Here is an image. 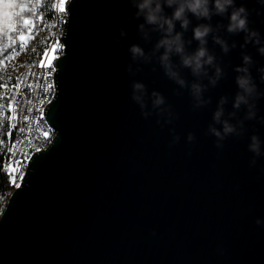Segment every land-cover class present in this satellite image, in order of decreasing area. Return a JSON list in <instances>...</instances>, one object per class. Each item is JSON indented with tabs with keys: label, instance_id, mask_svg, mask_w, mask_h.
I'll use <instances>...</instances> for the list:
<instances>
[{
	"label": "water",
	"instance_id": "obj_1",
	"mask_svg": "<svg viewBox=\"0 0 264 264\" xmlns=\"http://www.w3.org/2000/svg\"><path fill=\"white\" fill-rule=\"evenodd\" d=\"M238 2L264 33V14L256 15L264 9L256 0ZM67 11L57 92L45 111L56 136L31 158L1 214L0 264H264V226L256 224L264 218V156L250 167L248 151L252 134L264 138V123L245 120L244 133L228 137L223 149L208 132L222 96L226 118L236 111L234 69L242 53L256 60L258 83L264 56L252 44L241 47L243 33L220 31L236 44L227 55L209 37L226 75L197 108L190 90L165 74L155 52L161 34L143 38L129 0H69ZM212 23L228 21L215 16ZM133 44L144 47L150 62L132 60ZM197 46L193 41L189 51ZM173 61L178 65L179 57ZM180 71L191 84L190 70ZM133 81L147 86L148 119L131 99ZM153 91L166 99L163 113L152 108ZM189 132L196 135L192 143ZM175 135L180 141L172 145Z\"/></svg>",
	"mask_w": 264,
	"mask_h": 264
},
{
	"label": "clouds",
	"instance_id": "obj_2",
	"mask_svg": "<svg viewBox=\"0 0 264 264\" xmlns=\"http://www.w3.org/2000/svg\"><path fill=\"white\" fill-rule=\"evenodd\" d=\"M112 2L113 0H107L109 4ZM129 3L135 9L133 18L142 20L138 29L145 40L151 38L152 32L161 34L155 44V52L160 53V64L169 79L180 87L190 90L197 108L210 102L204 99L205 91L209 86L216 87L226 75L224 66L218 62L217 56L208 47L209 37L227 55L232 48L236 47V44H229L228 40L220 35V31L223 29L230 35L243 33L244 44L241 47L246 48L252 44L256 47L259 55L264 56V33L252 26V12L244 2H238V0H129ZM256 3L264 9V0H256ZM4 7L7 5L5 4ZM169 9L171 12L168 11ZM262 14L264 13L260 9L256 10V15ZM215 16L226 18L227 25L225 26L223 23L214 25L212 20ZM193 18L198 21L195 26H193ZM177 25L180 30H177ZM190 29L192 38L186 39L185 33ZM120 35H127L123 28L120 29ZM193 41H196L198 46L194 51H189ZM129 52L133 61L150 62L151 60V56L140 44L131 45ZM174 56L179 57L178 65L173 61ZM255 65L256 60L251 54L242 53V63L235 66L234 69L237 92L232 100V106L236 111L228 113L226 118L225 105L228 103V97L222 96L213 113L214 123L209 125L208 132L216 137V147L219 149H223V141L228 137L244 133L245 120L258 119L264 123V116L259 115V101L264 99V90L260 88V84H264V66L256 68V72L259 74L258 83L257 77L253 75ZM181 68L189 69L192 76L195 77L191 84L181 74ZM128 72H133L131 65L128 67ZM205 79L208 83H204ZM131 99L140 107L141 114L145 119L152 115L147 111L149 93L143 82L133 81ZM150 99L153 109L159 110L161 113L165 111L163 106L166 104V99L162 93L153 91ZM241 108L246 109L244 118L233 122V118ZM167 122L171 123L172 121ZM187 139L189 143H192L196 139L195 133L189 132ZM179 141L180 136L175 135L172 145ZM248 151L253 153L249 166L255 167L257 159L264 156V138L258 134H252L249 138ZM256 224L264 226V218L258 217Z\"/></svg>",
	"mask_w": 264,
	"mask_h": 264
},
{
	"label": "built area",
	"instance_id": "obj_3",
	"mask_svg": "<svg viewBox=\"0 0 264 264\" xmlns=\"http://www.w3.org/2000/svg\"><path fill=\"white\" fill-rule=\"evenodd\" d=\"M67 19L63 0H0V85H7L0 87V176L7 178L13 190L23 182L31 158L46 150L56 136L45 119V111L56 96L55 63L44 68L41 61L28 64L25 53L34 49L36 39L48 27L44 49L49 51L58 44L55 57H61ZM13 85H18L16 91ZM2 195L6 201L10 196L6 190Z\"/></svg>",
	"mask_w": 264,
	"mask_h": 264
},
{
	"label": "rangeland",
	"instance_id": "obj_4",
	"mask_svg": "<svg viewBox=\"0 0 264 264\" xmlns=\"http://www.w3.org/2000/svg\"><path fill=\"white\" fill-rule=\"evenodd\" d=\"M69 0H63V4H65V6L67 5ZM48 33H49V30H48V27H46L42 34L40 35V37L37 40V42L35 43V47H34V55L31 54V56L29 57V60L28 62L30 63H34L35 62H40L45 54V51H44V46L47 45V42H48ZM9 199V198H8ZM8 199L6 201V198L4 197V195H2L0 197V203H1V206H2V213L4 211V208L6 207L7 205V202H8Z\"/></svg>",
	"mask_w": 264,
	"mask_h": 264
},
{
	"label": "snow or ice",
	"instance_id": "obj_5",
	"mask_svg": "<svg viewBox=\"0 0 264 264\" xmlns=\"http://www.w3.org/2000/svg\"><path fill=\"white\" fill-rule=\"evenodd\" d=\"M61 10H63V5H61ZM22 39H27V37H22ZM57 47H58V44H57V45H54L53 47H51V48L49 49L48 52H46V53L44 54V56H43V58H42V60H41V62H40V67H41V68H44L45 66H48V67H51V66H52L53 61H54L55 58H56V57H55V53H56V51H57ZM0 87H7V85H0ZM12 87H13V90L16 91L17 88H18V85H13ZM13 99H14V97H13ZM9 108H10L13 112H15V105H14V104H11V103H10V104H9ZM13 119H16V117L13 116ZM45 135H47V134H45ZM11 170H12V171L15 170V166H14V164H13ZM13 183H16V179L13 180Z\"/></svg>",
	"mask_w": 264,
	"mask_h": 264
},
{
	"label": "trees",
	"instance_id": "obj_6",
	"mask_svg": "<svg viewBox=\"0 0 264 264\" xmlns=\"http://www.w3.org/2000/svg\"><path fill=\"white\" fill-rule=\"evenodd\" d=\"M5 190L8 192V195L14 191L10 183L7 181V178L2 175L0 176V193L4 192Z\"/></svg>",
	"mask_w": 264,
	"mask_h": 264
},
{
	"label": "bare ground",
	"instance_id": "obj_7",
	"mask_svg": "<svg viewBox=\"0 0 264 264\" xmlns=\"http://www.w3.org/2000/svg\"><path fill=\"white\" fill-rule=\"evenodd\" d=\"M39 37H40V36H39ZM39 37H38V38H39ZM38 38H37V39H38ZM44 51H45V53L48 52V50H46V49H44ZM34 53H35V52H34V49H29V50L26 51L25 55H26V58H27V62H28L29 60H31V59H29V57L31 56V54L34 55ZM63 53H64V52H63ZM59 57H60V56H59ZM57 59H58V57L55 58V60L53 61V64L57 61ZM28 64H35V63H30V62H28ZM55 67H56V66H55ZM53 82H54V88H55V91L57 92V90H56V83H55V75H54ZM49 105H50V104H49Z\"/></svg>",
	"mask_w": 264,
	"mask_h": 264
}]
</instances>
